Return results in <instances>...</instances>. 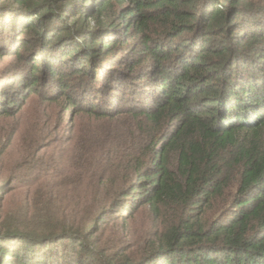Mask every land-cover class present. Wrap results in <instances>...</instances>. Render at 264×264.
<instances>
[{
    "label": "trees",
    "instance_id": "16d2710c",
    "mask_svg": "<svg viewBox=\"0 0 264 264\" xmlns=\"http://www.w3.org/2000/svg\"><path fill=\"white\" fill-rule=\"evenodd\" d=\"M262 3L0 0L1 50L31 59L0 105L52 86L87 117L71 194L39 196L26 230L0 207V264H264ZM143 210L132 246L104 243Z\"/></svg>",
    "mask_w": 264,
    "mask_h": 264
},
{
    "label": "rangeland",
    "instance_id": "374dc122",
    "mask_svg": "<svg viewBox=\"0 0 264 264\" xmlns=\"http://www.w3.org/2000/svg\"><path fill=\"white\" fill-rule=\"evenodd\" d=\"M136 43L130 40L122 47ZM30 60L21 59L17 54L5 55L0 48V93L15 87L17 81L14 74L22 73V68L29 66ZM51 87L42 91L40 96H23L20 100L22 105L15 112L7 108L11 99L5 100L4 106L0 105V207L14 223L20 219L19 216L30 214L35 200L42 194L48 193L47 197L55 196L59 200L61 191L69 195L72 192L68 185L69 176H72L68 173V164L74 145L68 139L76 135L72 126L76 124L82 128L87 117L79 114L73 119V112L64 111V99L54 95L58 93L57 87ZM48 88L50 95H54L52 99L47 94ZM20 96L18 93L16 99ZM146 215L144 210L139 211L127 227L123 223L115 224L112 230L115 234L106 232L102 238L104 243L115 249L132 246L135 239L147 233L150 221ZM20 222L16 225L26 230V225ZM123 230L128 237L121 235ZM128 240L131 245L127 244ZM133 250L134 247L128 252Z\"/></svg>",
    "mask_w": 264,
    "mask_h": 264
}]
</instances>
